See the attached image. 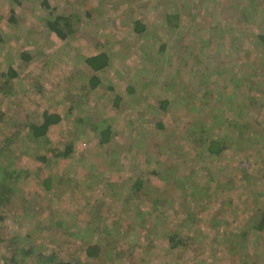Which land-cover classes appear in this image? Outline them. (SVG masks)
<instances>
[{
    "label": "rangeland",
    "instance_id": "1",
    "mask_svg": "<svg viewBox=\"0 0 264 264\" xmlns=\"http://www.w3.org/2000/svg\"><path fill=\"white\" fill-rule=\"evenodd\" d=\"M156 1L160 3L162 0H0V113L4 114V119L0 118V146L4 143V137L13 133L18 135L15 141L17 145L23 142L26 137V134L22 133L25 127L39 124L45 112L58 114L63 118L58 125L51 128L47 136L52 142V147L70 144L72 138L77 136V133L71 134L78 121L77 118L80 115L85 117V114H89L88 117L92 118V121H89L91 124L94 121L113 123L117 131L114 139L122 146L121 154L108 157L106 155L109 150L108 146L103 148L96 134L93 137L92 132H89L88 134H92L90 138L87 134V144L81 143V139L77 140L78 145L86 149L87 159H89L87 162L94 163L95 170L92 174L96 175L97 169V172L102 175L101 178L104 176L108 180L113 176L114 178H111L113 181H110L116 182L117 191H115L116 188H113L114 191L105 190L103 182L91 190L87 189L83 184V179L85 175L92 174L89 175L88 170L81 168L83 160L75 154L67 159L63 167L64 173H69L68 180L73 181V186L69 182L67 185L60 184L51 192H46L42 186L38 185V182L39 179H44L48 175L47 171L40 163L33 162L32 157L22 155L19 149L14 148L17 150L14 152L17 168L26 167L31 173V179L26 181L24 176L22 177L11 199V206L6 209L7 216L13 219L6 222L8 224L5 227L8 232H0V240L4 239L0 244L2 254L0 264H23V262L39 264L41 257L45 260L48 258L49 261L47 260L45 264H55L60 261H70L74 264H203L205 256L190 248L186 251L181 249L169 251L164 241L165 233H159L158 238L154 237L150 245L146 242L144 232L139 231L140 240L137 244L142 247H137L135 250L130 249L129 243L134 239L132 236L135 235L133 231L136 228L132 221V213L127 212L122 202L123 200L128 201L131 196V180L145 173L140 158L146 156L150 157V160L158 159L154 156V154H159L155 146L156 142L164 145L163 154L170 157L175 155L173 148L188 147L190 149L192 145L198 147L202 134L196 130L202 126L209 132L208 136L216 133L223 134L222 132L226 130L225 135L223 134V137H226L231 132L228 130L230 129L228 125L239 126L238 124H241L239 128L244 129L243 132H231L234 140L229 142L234 143L230 146L231 149L224 152L220 159L209 158V164L214 169L218 168V165L224 166L223 170L228 176L224 181L229 178L236 181L235 173L240 172L241 174L242 170L244 172L247 170L246 172L251 176L256 173L264 174V113H258L259 108L264 107V100L257 103L252 97L250 101V90L242 86L244 84L242 79L252 70L253 78L247 82L249 87L252 86L253 90L257 91L259 87L250 82L258 79L264 81V47L257 46L251 34L252 30L256 33L264 31V23L255 21V25L251 24L254 19L259 21V18H264V13L263 16H258V12L264 8V0H256L261 5L253 0L259 9L255 14L253 10H250V0H189L188 2L187 0H174L175 6H179L178 8L183 11L189 10L192 14L191 17L181 12L177 21L179 35H176L183 37L180 43L183 44L186 41L191 45L189 53L185 52L187 56H184V60L179 64L175 62L179 54L173 55L175 51L172 48H168L164 57L161 56L160 63L154 64L149 48L155 41L146 40L132 31V21H135L137 15L140 14L145 16L150 29L159 27V18L153 15L155 13L153 3ZM13 14L14 20L12 19ZM60 16L62 19L68 18L69 21L67 29L69 36L64 40L53 33L48 24V21H55ZM188 26L197 27L199 30L204 28V30L189 31ZM221 28L225 30V33L217 37H221L226 42V50L213 45L199 49L201 41L206 40L208 31L210 38L215 35V31ZM186 35L188 37L185 38ZM243 41L247 42L243 44V50H230L231 42L239 46ZM155 47L159 46L155 45ZM145 51L149 53L147 57ZM103 52L113 55L114 66L102 76L101 85L98 87L101 93L95 96V93H90L88 85V79L93 76V72L84 60L86 57ZM167 60L173 63L169 64ZM122 63L126 64L128 69L121 70L123 67H120V64ZM10 67L18 73L17 76L12 77L8 74ZM117 70L123 75L118 74ZM208 72H211L213 76H210ZM115 78L121 81L113 84ZM136 79L140 81L136 89L139 90L138 94H141L140 98L144 100V103L141 102L142 104L138 105L141 109H136L135 112L133 109L135 101L126 95L128 94L126 86L130 81L135 82ZM233 79L239 83V86L234 84ZM141 82L145 84L142 86ZM107 83L115 90L109 92ZM117 92L124 95L121 107L109 111L110 102H113ZM108 93L112 95V98H107ZM243 96H247L248 99L243 105L248 108L244 111L248 119L244 118V113L237 110L241 105L239 98L242 100ZM219 97L223 99L230 97V100L235 103V108L227 109L224 106L223 110L217 109L216 107L221 105L218 103ZM166 98L171 99L169 106L171 109L169 108L164 113L155 111L157 110L155 106L145 108L149 103H159ZM251 104L256 106L252 108ZM72 108L77 110L78 114L75 118L66 120ZM139 112L146 116V124H141L142 121L138 120ZM224 112H228L227 114L233 115L234 118H227L228 124L223 121L214 124L219 113ZM108 120L109 122H105ZM159 122L167 125L168 129L157 128L154 131L155 125ZM20 126L24 129L21 133L20 131L17 133ZM142 128L151 129L152 132L145 137L142 135L147 140V144L138 155L134 152L137 151L136 148L132 150L127 144L130 141L127 136L130 135L129 131L142 134ZM194 131L197 132L196 135ZM155 132H158V136ZM235 133L244 137L240 135L237 137ZM137 138L135 141L138 143L142 137L137 136ZM132 145L136 146L135 142ZM130 149L131 151L127 153L126 151ZM43 151L44 149L41 152ZM109 152L112 153L111 150ZM159 157L161 158L159 163L163 167V176H167L172 171L169 167L180 170L182 161L176 157L168 163L165 162V156L160 155ZM147 158L145 160H148ZM200 160L203 159H190V166H194ZM110 162L117 167L111 170ZM120 167H122L121 171ZM201 169L200 166L199 170ZM81 178L82 181H80ZM76 181L81 182V191H84L86 198L83 195L79 196L82 193L74 188ZM147 181L149 191L145 193V196L140 195L134 198L133 202L131 201L129 206L132 209L136 210L138 207L148 211L150 202L147 199L152 194L159 196L160 193L162 196L160 203L166 202V199L167 201L173 199L174 205L169 203L168 207L176 204L174 207L175 215L177 214L176 219H170L167 229L177 227L182 229L183 234L193 235L192 244L199 243L195 239L198 230H204L205 235L209 236L215 233L211 223L212 217L205 220L202 209L198 210L201 207L199 201H196L195 208H192L193 211L187 214L177 208L178 204L183 202L187 191L174 190L172 185L161 189L164 183L158 181L156 177ZM229 186L225 187V190L229 189ZM238 186L237 180L236 187ZM257 188L258 184H255L250 187V192H254ZM108 193L111 196H108ZM231 196L233 202L238 203V194L233 193ZM262 196H264V191L261 196L256 197V200L260 201ZM220 211V207L216 208L214 216L218 217L216 213ZM249 211L236 213L239 217L246 219L245 213ZM126 214L129 216L131 214V217L127 218ZM189 214L190 217L187 218ZM179 215L182 216L179 217ZM50 216H55L52 227L46 224ZM58 221L61 223L60 226H58ZM188 221L190 223H187ZM205 221L209 223H204ZM97 222L102 225L101 230H97ZM74 223L82 231L74 228ZM139 224L143 225L137 221L138 226ZM111 228L116 229L118 233L104 234L106 229L109 232L112 231ZM142 230H144V225ZM248 234L250 236V233ZM13 235L18 238L19 244H22L24 249L31 247L34 253L27 258H18L20 260H17V263H8L13 252H7L6 247L13 241ZM81 236L82 241L79 240ZM100 236L108 243H103L104 249L100 259L92 260L87 256L85 245L97 241L101 243ZM23 237L26 239H21ZM219 253L223 254L226 259L222 260L218 254L215 260L213 258L207 264H237L228 257L225 250ZM15 254L19 256V252Z\"/></svg>",
    "mask_w": 264,
    "mask_h": 264
},
{
    "label": "trees",
    "instance_id": "2",
    "mask_svg": "<svg viewBox=\"0 0 264 264\" xmlns=\"http://www.w3.org/2000/svg\"><path fill=\"white\" fill-rule=\"evenodd\" d=\"M189 0H187L188 2ZM253 1V0H252ZM250 0V10H253V13H257L259 11L258 5L253 1ZM263 1V0H262ZM174 0H162L160 3L156 1L153 3V9L154 12L153 15L157 18H159L160 24L159 27L150 29L149 25L147 23V19L143 14L137 15V18H135V21H132V31L134 34L138 35L140 34L142 37H144L146 40L153 39L155 43L149 48L150 57L153 60L154 64L160 63L161 56L164 57V54L168 51V48H172L175 53H172L173 55H178V58L175 60L177 64L179 62L184 60V56H187V53H189V47L191 46L188 42H186L184 39L183 44L180 43L182 36L179 35V24H177V21L179 20V16L181 15V12H184L188 16L192 17V14L189 10L183 11L179 6H175ZM261 5L260 2H257ZM145 9V8H144ZM143 9V10H144ZM13 10V9H12ZM264 8H262L261 11L258 12V16H263ZM136 16V15H135ZM141 16V17H140ZM12 19L14 20V14L12 16ZM64 23L62 24V22ZM255 21L259 23H264V18H259V21L254 19L251 24L255 25ZM48 24L50 26V30L53 33H56L61 39H66L69 36V32L67 29L69 28V21L67 19H62V16L58 17L55 21H48ZM253 25V26H254ZM258 27V24H256ZM192 27V28H191ZM189 31L198 32L203 31L204 28L199 30L197 27L194 26H188ZM253 28V27H251ZM256 31V30H255ZM225 33V30L222 28L219 29V31L214 32V36H210V32L208 31L206 33V40L201 41V47L199 49H202L203 47L209 48L210 46H216V47H222L224 50L225 47L227 48V44L225 41L221 39V37H217L218 35ZM177 34V35H176ZM253 37V42H256L257 46L264 47V31H260L259 33L254 32L252 30L251 32ZM188 37L187 35L185 38ZM228 41L230 42L229 38ZM247 42L243 41L241 45H237L231 42V51L234 50H243V44L245 45ZM226 44V45H225ZM155 45H158L159 47H155ZM238 46V47H237ZM215 47V49H216ZM237 47V48H236ZM187 52V53H185ZM145 56L149 55L147 51L144 52ZM229 55V53H226ZM246 54H249V52H246ZM112 56L109 53L103 52L94 56L86 57L85 63L87 67L93 72V76L89 77L88 79V85L90 87V93H95V96L101 93V90L98 88L101 85V78L102 76L114 66V61L112 60ZM249 57V56H248ZM244 58V57H242ZM209 62V60H207ZM167 63L171 64L173 63L170 60H167ZM153 64V65H154ZM120 67H123L121 70L128 69V66L126 64H120ZM125 67V68H124ZM8 74L12 77L17 76L18 73L13 71V69L10 67L8 70ZM118 74H121V71H118ZM179 73V72H178ZM262 72L260 71V74ZM208 74L211 76L212 73L208 72ZM213 76V75H212ZM253 78V70L250 74L246 73L245 78L242 79L244 84H242L243 88L246 90H250V101L251 98L254 97V99L257 101V103H260V100H264V81L261 80H255V83L259 87V89H256L257 91L253 90V87L247 85L248 80H252ZM121 80H117L115 78L113 80V84L120 82ZM207 81V80H206ZM234 81V84L236 86H239V83L237 81ZM140 84L139 79H136L135 82L130 81L127 84V96L132 97L133 101V109L136 112V109H141L140 106L142 103H144V100L140 98L141 94L139 93V90L136 89V87ZM145 84L144 82H141V85ZM147 84V83H146ZM108 91H113L115 88L112 87V85H109L107 83ZM254 85V86H255ZM143 86V85H142ZM248 86V88H247ZM143 91V89H142ZM254 91L253 93H251ZM246 92V91H245ZM125 93V92H124ZM112 98V95L108 93L107 98ZM124 95L121 93H116L115 99L113 102H110L109 111L111 109H116L121 107V103L123 102ZM207 98V96H206ZM259 98V99H258ZM107 100V99H106ZM171 99L166 98L164 100L157 102H153V104L146 105L145 108L154 107L157 110L164 113L169 108L171 109ZM248 101L247 96H243L242 100L239 98V103L241 104L238 106L237 110L244 113L248 108H245L243 105L244 103ZM142 102V103H141ZM219 105L216 107L217 109H222L224 106L227 109H234L235 103L230 100L229 98L223 99L222 97H219ZM222 106V107H221ZM256 105H252L251 107H255ZM144 107V106H143ZM250 107V112L252 108ZM264 107L259 108L258 113H264ZM112 112V111H111ZM138 113V112H137ZM228 113V112H227ZM226 112L219 113V116L217 118V121H214L213 123H219V122H225L227 123V118H234L233 115H228ZM78 114L77 110L71 109L69 114L67 115L66 120L68 118L76 117ZM140 116H138V120L141 122V124H146V116H144L143 113H140ZM245 114V113H244ZM89 114H85V117L81 116L78 119V121L74 125V130L71 131V134L77 133L75 138H72V141L70 144H62L55 147H52L51 140L47 137L49 134V131L52 127H55L58 125L63 118L58 114H51L49 112H45L42 115L41 121L39 124H31L25 127L20 126V128L17 130V133H21V130L24 129L22 133L26 134V137L24 138L23 142L16 144L15 142L17 140L16 133H13L10 136H5L3 139V145L0 146V232H8L7 228L5 227L7 224L6 222L12 221L13 217L7 216L6 209L9 208L12 202L11 199L13 197L14 192L18 189L19 181L24 176L26 181H30L31 179V173L28 171L26 167H21L22 169H18L16 166V157L14 155V152H16V149H19L22 155L28 156V158H33V162H38L42 167H44V170L47 171L48 175L44 179H39L38 185L42 186L43 189L46 192H51L55 190V188L59 187L60 184H68L71 182V185L73 186V181L68 180L69 173H64L63 167H65V164L67 163V159L72 158L75 154L79 156L83 161H81V168L88 170V174H92L95 170L94 163H88L89 159L87 156V152H85V148L78 145L79 139H81V143H86L87 141V134L89 132H92L93 137L96 134L99 144L105 148L108 146L107 149V156L111 157L114 156V154H118L121 151L122 146L115 141V135L116 130L113 126V123H103V122H92L89 123L90 119ZM91 116V115H90ZM228 116V117H227ZM244 118L248 119L247 114L243 115ZM0 118L4 119V114L0 113ZM250 120H252L250 118ZM92 121V120H91ZM105 122H109L105 121ZM148 123V122H147ZM228 124V123H227ZM241 127V124H238ZM230 129H228L231 132H243L244 129L239 128V126H232L228 125ZM251 126V125H249ZM202 126L200 129L196 130L198 133L202 134L201 140L198 142V147H194L193 145L190 146V149L188 147H181L180 149L173 148V153L175 154L174 157H170L167 154H163L165 151L164 145H159L156 142V148L158 150L159 154H154L155 157L158 159L150 160V157L147 158L144 156V158H140L142 160V169L144 170V174L140 176H136V178L132 181V184L130 185V192L131 196L128 198V201L123 200L122 206H124L125 209H127L128 213H132L133 220L135 223V228L133 232L135 235L132 236L134 238L132 241H130L129 248L131 250H135L140 247L141 245L137 244V241H139L140 237L138 232H144V237L146 238V242H148L150 245L153 243L151 242L154 237H157L160 234L165 233L164 241L168 245V250L176 251V250H182L186 251V249L190 248L193 251H196L198 254H203L205 256V259L203 260V264H207V262L210 260H215V258L220 255V258L222 260L226 259L224 258L223 254L221 255L219 252H222L225 250L227 252V255L230 259L233 260L234 263L237 264H246L249 262V264H264V196H262V199L256 200V197L261 196V194L264 191V174L260 175L258 173L254 174V176H251L250 173L244 172V170L240 172L235 173L236 181H232V179H226L228 176L226 174V171L223 170L222 165H218V168L214 169L209 164V158L212 160L214 159H220L222 154L226 152L227 150L231 149L230 146L234 143H229L234 141L231 137V132H229V136L223 137V134L225 135L226 130L223 131V134H215L213 136H208L209 132L205 129V127ZM224 127V126H223ZM227 127V126H225ZM159 128L160 130H166L168 129V126L163 123H157L155 125V130ZM193 131V129H191ZM251 130V129H250ZM195 132V135L197 132ZM130 135L127 137L129 138V144L131 149L133 150L136 148V152L138 155L146 148L147 140L144 138L145 136L150 135L149 133L152 132L151 129H143L141 130L142 134L139 133H133L131 131ZM154 133V132H153ZM156 136H158V132H155ZM92 134H88L89 138L92 136ZM144 137H143V136ZM241 136L243 135L239 133H235V136ZM138 137H142L139 139V142L137 143L135 140H137ZM234 136V137H235ZM258 136V135H256ZM69 138V137H68ZM171 140V139H169ZM89 142V141H88ZM116 142V143H115ZM135 142L136 146H133L132 143ZM203 143V144H202ZM247 145L249 143L245 142ZM87 144V143H86ZM126 144V145H127ZM127 147V146H126ZM52 148V149H48ZM125 148V147H124ZM123 148V149H124ZM184 148V149H183ZM44 149L43 152H41ZM126 151L129 153L131 151ZM183 149V150H182ZM111 150L112 153L109 151ZM179 150H182L179 152ZM29 151V152H28ZM45 152V153H44ZM121 154V153H120ZM165 156V162H171L172 159L176 157V159L182 161L180 165V170L177 168H171L172 171L167 174V176H163V167L159 163V160L161 159L159 156ZM204 157V158H203ZM148 160H145V159ZM163 158V159H164ZM192 158H201L203 160L198 161L194 166H190V159ZM13 159V160H12ZM31 160V161H32ZM88 161V162H87ZM111 161V160H110ZM72 162V160H71ZM116 163V162H115ZM139 164V165H140ZM108 168L109 165L107 164ZM111 170L113 168L117 167L115 164L110 162ZM114 166V167H113ZM201 166V171L199 170ZM91 167V168H90ZM227 167V166H226ZM228 168H231V166H228ZM110 170V168H109ZM122 170V167H120V171ZM147 171V172H146ZM96 175L93 173L90 176L85 175L83 179V184L87 189H92L94 186H99L100 182H103V187L105 190L114 191L113 188H116V182H111V178H114L113 176L110 179H105L104 176L101 178V173L97 172V169L95 171ZM246 176H244V175ZM105 175V173H104ZM259 176V178L257 177ZM152 177L158 178V181H162L164 183V186L160 187L161 189H166L170 185H172V188L174 190H185L187 191V195H184L183 202L178 204V209H181V212H189L193 211L192 208H195L196 201H199L201 203V207L198 208V210L202 209V212L206 219H211V223L214 227V234L209 236L205 235L204 230H198V235L195 234V239L199 241L198 244H192L191 239L193 235H187L186 233L183 234L181 231L182 229H167L168 223H170V219L174 220L176 219L175 215V209L173 207H168L169 203L173 204V199H169L164 203H160L162 200V196L159 193V196L156 194H152L150 198H148V202H150V209L148 211H144L143 209H139L136 207V210L132 209L129 204H131V201L133 202L134 198H138L140 195L145 196V193L149 191L147 186H149V182L147 180H150ZM252 179V180H251ZM237 180L239 182V186L236 187ZM82 181V178L80 179ZM76 181L75 183V189L80 190L82 194L79 196L87 197L84 195V191H81V182ZM113 181V180H112ZM221 182V183H220ZM216 183V184H215ZM220 183V185H218ZM215 184V186H213ZM255 184H258L257 190L254 192H250V187L254 186ZM228 185H230L225 190ZM259 185H261L259 187ZM112 186V187H111ZM83 187V185H82ZM126 187V186H125ZM124 187V188H125ZM233 187V188H232ZM235 188V189H234ZM239 189V190H238ZM118 188L115 189L117 191ZM249 190V191H248ZM87 191V190H86ZM166 191V190H164ZM239 191V193H238ZM237 193L238 194V203H234L232 199V194ZM108 196H111L108 193ZM235 196V194H234ZM233 196V197H234ZM253 199L255 201L253 202ZM121 205V204H120ZM138 206V205H137ZM211 207V208H210ZM220 207L221 211L217 212L216 215L218 217H215L214 211L216 208ZM210 208V209H209ZM185 210V211H183ZM250 210V211H249ZM240 211H249L248 213H245L247 218H241L238 216L236 212ZM171 212V213H170ZM214 213V214H213ZM193 215V213H191ZM191 215V216H192ZM182 215H179V217ZM126 217H131L128 214H126ZM190 217V214L187 218ZM17 219V217H14ZM55 216L48 217V221H46V224L49 227L53 226V221ZM8 219V220H7ZM14 219V220H15ZM10 220V221H9ZM108 221V220H107ZM137 221H140L144 225V230H142V226L137 225ZM5 222V224H3ZM205 221L204 223H206ZM98 223V222H97ZM187 223H190L188 221ZM209 223V222H207ZM17 224V223H16ZM60 221H58V226H60ZM74 228L76 227V224L74 223ZM78 231H82L78 226L76 227ZM102 225L100 223L97 224V230H101ZM160 228V230H159ZM111 228L110 230H112ZM96 231V229L94 228ZM88 232H91L90 229H87ZM112 233H118L116 229L112 231H108L107 229L104 231V234ZM160 233V234H159ZM250 233V236L249 234ZM143 236V234H142ZM13 241L9 243L6 247V251H12V257L8 263H17L20 259V257H29L34 253L33 248H28L27 250L24 249L22 244H19L18 238L13 235ZM101 237V243L100 241H97L96 243H89V245L86 246V253L87 256L92 260H98L100 259V256L103 254V243H108L105 238ZM80 241H82V236L79 237ZM26 239V238H21ZM104 239V240H103ZM162 240V239H161ZM4 241V239L0 240V244ZM135 242V243H133ZM254 250V251H253ZM19 252V256L15 253ZM0 255H2L0 253ZM18 260V261H17ZM48 258L42 259L40 258L39 264H45ZM25 261V260H24ZM49 261V260H48ZM50 262H56V261H50ZM49 263V262H48ZM225 263V262H223ZM23 264H26L23 262ZM55 264H74L73 262L67 261V262H58ZM79 264V263H78ZM82 264V263H81ZM103 264V263H99ZM211 264V263H209ZM222 264V263H221Z\"/></svg>",
    "mask_w": 264,
    "mask_h": 264
}]
</instances>
